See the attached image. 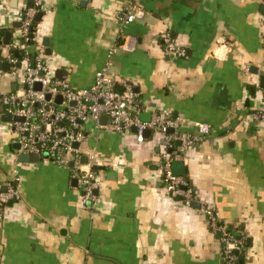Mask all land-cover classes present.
Instances as JSON below:
<instances>
[{
  "label": "crops",
  "instance_id": "0c3cea01",
  "mask_svg": "<svg viewBox=\"0 0 264 264\" xmlns=\"http://www.w3.org/2000/svg\"><path fill=\"white\" fill-rule=\"evenodd\" d=\"M42 1L52 10L36 25L38 42L49 43L45 61L65 69L74 87H89L116 48L112 73L136 93L131 113L145 121L171 116L177 132L194 138L179 159L194 202L213 203L226 229L243 231V264H264V122L252 118L264 108V0ZM26 3L0 0V36H20L14 24ZM131 3L146 15L126 23ZM165 32L184 56L165 52ZM10 52H0L5 62ZM0 68V91L20 92L10 69ZM3 114L0 108V193L12 182L20 197L0 210V264H223L220 236L199 206L165 188L159 132L140 141L133 129L82 123L83 155L99 156L97 198L83 209L73 161L20 162L15 123ZM198 122L211 132L200 134Z\"/></svg>",
  "mask_w": 264,
  "mask_h": 264
},
{
  "label": "built area",
  "instance_id": "2783aa9c",
  "mask_svg": "<svg viewBox=\"0 0 264 264\" xmlns=\"http://www.w3.org/2000/svg\"><path fill=\"white\" fill-rule=\"evenodd\" d=\"M27 3L22 8L20 38L11 40L6 45H0L2 50L11 51L7 55L11 74L19 80L20 92L0 91V108L5 114L24 117L23 121L15 123L18 132L20 153H37L40 156L53 158L61 165H68L73 161L75 177L78 179L81 191V208L87 209V205L97 198L95 192L99 186V177L94 165L98 163L99 156L93 151L88 156V163L83 164L81 157L83 151L81 144L87 135L81 129L83 122H92L95 128L106 127L114 133L130 132L134 127L137 131V139H144L143 132L149 128L160 133L166 141V149L162 152L160 167L163 172V180L166 190L175 197H180L183 204L190 206L196 200V191L184 176L173 173L172 164L179 160L183 152L193 145L194 138L190 135L177 132L168 133L169 128L178 127L179 123L171 116L160 118L154 117L149 121L140 119L131 113V106L135 102L136 93L131 84L123 79L115 77L112 73V61L116 48L110 50L107 62L96 72L93 83L89 87H74L67 79L55 76L52 68L43 57V44L37 39V24L31 29L35 16L40 12L50 13L52 10L43 4L42 0H25ZM33 1L32 5L28 2ZM124 19L130 23L136 19L145 17L146 10L135 4H128L124 8ZM264 23V20H263ZM165 52L169 55L182 57L185 49L178 46L167 32L163 33ZM31 41L34 44H31ZM135 37H131L123 43V47L133 49ZM36 47L38 55L31 52V45ZM24 50V57L20 59L13 52ZM32 55H35L32 60ZM21 67L17 66L18 62ZM0 68V74L2 73ZM36 82L42 84L41 90H36ZM121 84L122 89L116 85ZM50 94V98H47ZM63 98L62 103L56 102V97ZM264 101V87L262 89ZM76 101V105H71ZM106 115L110 121L104 125L101 117ZM255 121L264 122V108L252 112ZM200 134H209L211 125L208 123L197 124ZM180 141L181 149L173 150L172 141ZM79 145L76 147L75 144ZM171 149V152L169 150ZM20 192L12 183L7 184L5 191L0 193V210L4 211L9 203L17 200ZM199 211L206 216L212 231L221 233L222 262L223 264H239V253H246V240L240 228L226 229L220 221L217 207L206 200L199 201ZM236 250L238 252H236Z\"/></svg>",
  "mask_w": 264,
  "mask_h": 264
},
{
  "label": "water",
  "instance_id": "95a60500",
  "mask_svg": "<svg viewBox=\"0 0 264 264\" xmlns=\"http://www.w3.org/2000/svg\"><path fill=\"white\" fill-rule=\"evenodd\" d=\"M29 5H32L33 4V1H29L28 2ZM43 17V12L40 11L36 16H35V19H34V23L31 27V29L33 28V26L35 24H38L41 19ZM15 27H20L21 26V22H16L14 24ZM20 38V36L18 37ZM13 39V32L12 31H7L5 33V35L2 37L0 36V45H6L8 43L11 42V40ZM43 44L48 46L49 47V43L47 41V38H43ZM24 50H15V56L16 57H19L20 55L24 54ZM48 52L49 51V48H48ZM1 54V53H0ZM34 57L35 55H32V60H34ZM17 66L18 67H21L22 66V63L19 61L17 63ZM3 67L5 70H9L10 69V64L8 62H4L3 63ZM255 67V66H254ZM256 68V73L258 72V69L257 67ZM55 76L58 77V78H61V79H67V71L63 68H58L56 71H55ZM261 86L264 87V74L261 75ZM35 89L36 90H41L42 89V84L40 82H36L35 85H34ZM47 98H50V94H47ZM56 102L57 103H62L63 102V98L62 96L58 95L56 97ZM71 105H76V101H71L70 102ZM2 120L3 121H7V122H17V121H23L24 120V117L22 116H13V115H10V114H3L1 116ZM103 119H108V117L106 115H103L101 117V121H103ZM147 121H149L147 119ZM133 131H137L136 127L133 128ZM176 129L174 127H171L169 128L168 130V133L170 134H173L175 133ZM152 134V130L147 128L144 132H143V135L144 137H149L150 135ZM162 143L163 144H166V141L164 139H162ZM178 143L180 144V141H178ZM79 144L76 143L75 146L77 147ZM13 147L15 149H20V143H16L13 145ZM169 152H171V149L169 150ZM18 159L20 162H34V163H37L40 161V155L37 154V153H20L19 156H18ZM81 162L84 163V164H87L88 163V158L86 155H83L81 157ZM72 165V163H71ZM94 168H99L98 165H94ZM172 168H173V173L177 176H184L186 174V167H185V162L184 160H175L172 164ZM75 182H77V179H74ZM96 193H98V189L95 191ZM193 205H196V206H199L200 203L199 202H194ZM219 235L221 233H218ZM236 252H238L236 250ZM240 263H243V261H241Z\"/></svg>",
  "mask_w": 264,
  "mask_h": 264
},
{
  "label": "trees",
  "instance_id": "16d2710c",
  "mask_svg": "<svg viewBox=\"0 0 264 264\" xmlns=\"http://www.w3.org/2000/svg\"><path fill=\"white\" fill-rule=\"evenodd\" d=\"M31 44H34V42L33 41H31ZM13 54H15V51L13 52ZM24 57V54H22V55H20L19 56V58L20 59H22ZM5 62V59H3V57L1 56V54H0V67L2 66V64ZM173 142V147H170L171 149H175L177 146V141H172ZM239 256H240V259H239V264H243V263H240L241 261H243L244 262V257H245V255H244V252H240L239 253Z\"/></svg>",
  "mask_w": 264,
  "mask_h": 264
}]
</instances>
